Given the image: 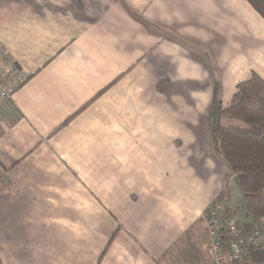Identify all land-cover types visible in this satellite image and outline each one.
<instances>
[{
	"label": "crops",
	"instance_id": "1",
	"mask_svg": "<svg viewBox=\"0 0 264 264\" xmlns=\"http://www.w3.org/2000/svg\"><path fill=\"white\" fill-rule=\"evenodd\" d=\"M0 47L26 76L0 103V264H161L196 241L231 186L213 84L224 108L264 80L247 0H0Z\"/></svg>",
	"mask_w": 264,
	"mask_h": 264
},
{
	"label": "trees",
	"instance_id": "2",
	"mask_svg": "<svg viewBox=\"0 0 264 264\" xmlns=\"http://www.w3.org/2000/svg\"><path fill=\"white\" fill-rule=\"evenodd\" d=\"M247 2L264 18V0ZM211 135L230 175L242 177L240 201L245 212L256 220H264V80L253 74L239 82L224 108L219 83L214 82ZM113 237L114 233L111 240ZM251 261H264V254L252 252Z\"/></svg>",
	"mask_w": 264,
	"mask_h": 264
},
{
	"label": "built area",
	"instance_id": "3",
	"mask_svg": "<svg viewBox=\"0 0 264 264\" xmlns=\"http://www.w3.org/2000/svg\"><path fill=\"white\" fill-rule=\"evenodd\" d=\"M26 81V76L0 49V103ZM207 252L213 264H264L252 262V252L264 254V220H256L241 205L215 201L204 212Z\"/></svg>",
	"mask_w": 264,
	"mask_h": 264
},
{
	"label": "rangeland",
	"instance_id": "4",
	"mask_svg": "<svg viewBox=\"0 0 264 264\" xmlns=\"http://www.w3.org/2000/svg\"><path fill=\"white\" fill-rule=\"evenodd\" d=\"M0 49L2 48L0 47ZM7 57L11 59L9 56ZM223 121L224 123H227L226 119ZM228 184H231V186H227L225 190V193L228 194L226 198H228V201L231 204L241 205L243 207L240 201L242 177L240 176V178L236 179L231 176L229 177ZM220 201H225L229 204L224 198L220 199ZM198 224L194 227V233H192L193 237L196 238V241H186L185 239H181L168 254L164 255L163 259H160L161 264H213L207 252L208 241H206L207 232L205 234L206 224L204 215L201 222Z\"/></svg>",
	"mask_w": 264,
	"mask_h": 264
}]
</instances>
